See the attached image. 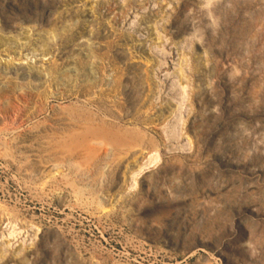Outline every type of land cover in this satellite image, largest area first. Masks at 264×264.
Segmentation results:
<instances>
[{"label":"rangeland","instance_id":"1","mask_svg":"<svg viewBox=\"0 0 264 264\" xmlns=\"http://www.w3.org/2000/svg\"><path fill=\"white\" fill-rule=\"evenodd\" d=\"M0 264H264V0H0Z\"/></svg>","mask_w":264,"mask_h":264},{"label":"bare ground","instance_id":"2","mask_svg":"<svg viewBox=\"0 0 264 264\" xmlns=\"http://www.w3.org/2000/svg\"><path fill=\"white\" fill-rule=\"evenodd\" d=\"M45 74H46V73H45ZM179 74H180V73H179ZM46 76H48V75H46ZM60 78H62V77H60ZM60 78H59V79H60ZM63 78H64V77H63ZM67 78H68V77H67ZM46 79H47V77H46ZM57 79H58V78H57ZM59 79H58V81H59ZM62 80H63V79H62ZM62 80H61V81H62ZM69 80H70V79H69ZM43 81H44V80H43ZM58 81H56V82H58ZM65 81H66V80H65ZM74 82H75V81H74ZM46 83H47V82H46ZM71 84H72V83H71Z\"/></svg>","mask_w":264,"mask_h":264}]
</instances>
